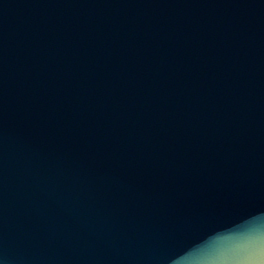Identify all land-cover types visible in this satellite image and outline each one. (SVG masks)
Wrapping results in <instances>:
<instances>
[{"label":"water","instance_id":"obj_1","mask_svg":"<svg viewBox=\"0 0 264 264\" xmlns=\"http://www.w3.org/2000/svg\"><path fill=\"white\" fill-rule=\"evenodd\" d=\"M0 264H264V0H0Z\"/></svg>","mask_w":264,"mask_h":264}]
</instances>
